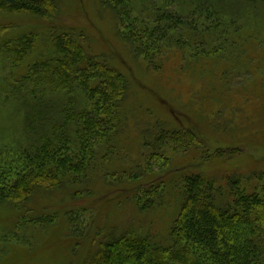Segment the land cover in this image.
Masks as SVG:
<instances>
[{"label": "rangeland", "instance_id": "rangeland-1", "mask_svg": "<svg viewBox=\"0 0 264 264\" xmlns=\"http://www.w3.org/2000/svg\"><path fill=\"white\" fill-rule=\"evenodd\" d=\"M133 2L136 14L140 15L142 10L147 13L139 21L141 24L144 21L143 31L150 32L155 26L150 18L155 15L152 3L161 8L169 5L163 0ZM239 3L232 1L225 6L224 24L228 32L224 37L216 34L215 40L205 43V50L190 45L174 47L161 69L138 58L134 47L119 39L112 12L98 0H61L60 13L53 21L0 11V26L4 29L0 36V264H78L96 248L93 233L99 226L108 229L107 224L122 225L143 236L150 234L158 244L165 242L179 210L178 169L190 172L193 168L192 173L217 178L219 184L234 175L250 178L252 182L255 174L264 173V9H248V15L240 14ZM74 28L88 37L93 54L112 53L117 56L121 70L133 75L125 103L126 116L113 142L120 155L117 158L116 153L111 154L108 160H100V155L87 182L79 179L95 190L97 197L74 194L76 188L71 187L60 192L38 191L29 204L16 205L8 192L32 165L28 156L45 144L46 140L41 143V138L50 136L55 123L57 126L62 120V115L56 114L69 104L81 110L88 107V102L81 93L61 88L59 94L43 96L40 112L36 111L35 116L41 115L42 120L36 121L37 130L32 132L28 127L33 116L22 109L24 95L18 92L9 95L22 85L34 88V79L27 82L23 79L33 73L37 60L52 56L53 39ZM26 37L34 38L32 50L18 64L8 50L23 47ZM30 110L32 106L27 111ZM172 121L179 128L196 130L207 152L202 155L201 148H193L185 153L182 150L167 153L171 158L167 170L176 171L173 176L177 181L175 189L164 197L165 205L148 214H140L132 207L120 211L111 204L99 214L92 210L90 199L94 201L104 192L102 187L108 183L104 181L106 174L120 175L123 168H133L144 150V140L152 135V125L163 128ZM26 149L30 150L28 155L24 154ZM71 150L78 153L74 147ZM230 150L239 152L227 153ZM224 151L226 154L217 157V152ZM87 207L89 210L84 212ZM72 220L76 238L70 228Z\"/></svg>", "mask_w": 264, "mask_h": 264}, {"label": "trees", "instance_id": "trees-1", "mask_svg": "<svg viewBox=\"0 0 264 264\" xmlns=\"http://www.w3.org/2000/svg\"><path fill=\"white\" fill-rule=\"evenodd\" d=\"M98 1L112 12L119 39L133 46L134 54L155 69H161L174 47L190 45L205 50V43L215 40L216 34L224 37L228 32L224 24L228 2H241L240 14L248 15V9H264V0H163L169 4L164 8L152 3L155 15L150 18L154 19L155 26L150 32L143 31L144 21L142 24L139 21L146 12L136 14L133 0ZM60 4L61 0H0V11L53 21L60 13ZM137 23L138 27H134ZM74 29L59 33L53 39L52 56L37 60L33 73L23 79V82L34 79V88L22 85L9 95L18 92L26 97H21L22 109L33 116L28 127L32 132L37 130L36 121L42 120L41 115L35 116L36 111L40 112L38 107L43 96L59 94L61 88L81 93L88 102V107L81 110L69 104L56 114L62 115V122L58 121L57 126L55 123L50 136L41 138L40 142L46 140L45 144L28 156L29 162L32 158V165L8 192L16 205L29 204L38 191L60 192L71 187L76 188L74 194L97 197L98 193L79 179L87 182L100 155V160H108L109 155L117 152L113 142L126 116L125 103L133 75L121 70L117 56L112 53L93 54L88 37ZM3 31L0 26V36ZM25 40L23 47L8 50L18 64L32 50L34 38ZM30 101L35 104L31 105ZM31 106L32 110L27 111ZM51 113L55 116L54 110ZM172 122L163 128L152 125V135L144 140V150L133 168H123L120 175L118 172L106 174L104 181L108 183L102 187L104 192L100 198L90 199L92 210L96 209L99 214L111 204L120 211L132 207L140 214H148L165 205L163 199L175 189L177 181L173 176L176 171L167 170L171 162L167 153L172 150L185 153L193 148H201L202 155L207 152L196 130L179 128L176 121ZM71 147L78 153H73ZM29 151L26 149L24 154L28 155ZM223 154L226 151L216 153L217 157ZM116 155L118 158L120 153ZM192 169L177 171L181 186L177 199L179 210L165 242L158 244L150 234L143 236L122 225L107 224V231L99 226L93 233L96 248L78 264H264V173L253 176L255 183L250 178L245 180L234 175L219 184L217 178L192 173ZM73 222L70 228L74 229L72 235L76 238Z\"/></svg>", "mask_w": 264, "mask_h": 264}]
</instances>
